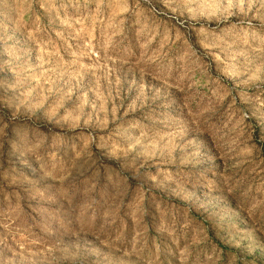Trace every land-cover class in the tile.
I'll return each mask as SVG.
<instances>
[{"label":"rangeland","instance_id":"374dc122","mask_svg":"<svg viewBox=\"0 0 264 264\" xmlns=\"http://www.w3.org/2000/svg\"><path fill=\"white\" fill-rule=\"evenodd\" d=\"M0 264H264V0H0Z\"/></svg>","mask_w":264,"mask_h":264}]
</instances>
